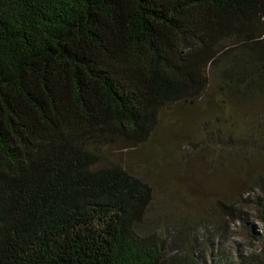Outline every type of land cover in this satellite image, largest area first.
Returning a JSON list of instances; mask_svg holds the SVG:
<instances>
[{"label":"trees","instance_id":"trees-1","mask_svg":"<svg viewBox=\"0 0 264 264\" xmlns=\"http://www.w3.org/2000/svg\"><path fill=\"white\" fill-rule=\"evenodd\" d=\"M209 95L222 113L202 130L222 145L208 128L264 103V0H0V264H200L168 241L188 226L152 229L151 187L102 148L142 144L164 109Z\"/></svg>","mask_w":264,"mask_h":264},{"label":"rangeland","instance_id":"rangeland-1","mask_svg":"<svg viewBox=\"0 0 264 264\" xmlns=\"http://www.w3.org/2000/svg\"><path fill=\"white\" fill-rule=\"evenodd\" d=\"M244 112L249 114L243 116ZM244 112L232 126L213 124L208 128L213 133L223 129L219 135L222 145L217 134L207 135L202 130L205 120L214 121V116L222 113L217 99L209 95L164 109L142 144L115 136L102 148L108 164L122 167L151 187L147 223L152 229H169V219L188 226L183 234L189 232L192 239L168 230V241L176 245L174 237L182 238L200 264L225 263L222 257L237 262L252 255L264 256V215L255 203L257 198H264L262 187L256 183L264 178V151L252 146L248 137L255 120L260 122L259 116H264V103L258 102ZM230 135L238 141L236 146L245 145L243 151H230L233 145L226 143ZM221 204L222 208L240 207L245 222L226 216Z\"/></svg>","mask_w":264,"mask_h":264}]
</instances>
